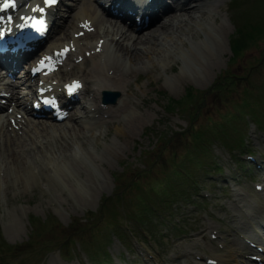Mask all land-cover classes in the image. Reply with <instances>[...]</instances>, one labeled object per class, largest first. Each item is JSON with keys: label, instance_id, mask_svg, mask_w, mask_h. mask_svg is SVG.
<instances>
[{"label": "rangeland", "instance_id": "rangeland-1", "mask_svg": "<svg viewBox=\"0 0 264 264\" xmlns=\"http://www.w3.org/2000/svg\"><path fill=\"white\" fill-rule=\"evenodd\" d=\"M64 7L61 12L71 21ZM204 10L210 16L216 13V21L208 20L203 25L206 31H197L204 44L194 46L196 60L184 54L163 72H158L160 66H139L127 78L130 86L121 87L115 104L104 106L101 93L87 104L115 108L127 101L135 115L144 114L134 123L114 119L123 125V137L108 124L104 135L81 139L86 151L99 160L98 167L86 155L65 149L67 158L56 174L55 164L46 157L63 143L55 134H49L46 152L23 154L32 169L23 171V177L15 175L11 158L0 152V264H49L51 260L155 264L149 257L157 259L158 254L161 258L168 244L196 232L199 219L216 225L211 214L222 212L213 202L226 206L230 202L224 185L240 193L245 185L253 190L260 187V177H264V123L259 122H264V34L254 35L256 39L236 55L231 40L240 26L253 34L264 32V0H222L216 11L211 6ZM168 13L172 9L164 14ZM158 23L159 19L152 27ZM215 27L223 29L217 37ZM113 60L109 54L100 57L104 72L113 70H107ZM182 70V78L170 77ZM87 80L81 81L80 92L86 86H98ZM25 86L20 84L18 94L27 97L30 105V96L24 94L29 86ZM2 93L0 98H4ZM81 98L88 100L89 95L83 92ZM173 99L178 102L171 108L167 105ZM111 142L116 152L105 148ZM257 247L264 250L263 244ZM60 249L67 251L68 258L61 256ZM262 255L240 258L264 264ZM208 256L197 259L215 264Z\"/></svg>", "mask_w": 264, "mask_h": 264}, {"label": "bare ground", "instance_id": "bare-ground-1", "mask_svg": "<svg viewBox=\"0 0 264 264\" xmlns=\"http://www.w3.org/2000/svg\"><path fill=\"white\" fill-rule=\"evenodd\" d=\"M221 1L72 0L71 5L70 0H59V8L47 12L51 20L50 32L45 37L47 45L36 60H39V65L43 66L42 70L50 66L49 70L56 78L62 79V82H49L43 77L33 78L23 70L27 66L20 68L21 70L17 69L20 60L24 57L22 55H33L39 48L25 53H20L21 50L18 48L19 50H14L16 54L9 53L8 48L6 55L0 56V59L8 63L0 66V83H3L0 89L4 90L6 99V104L0 105V148L7 146L0 152L6 153L11 158L12 164L16 167L15 175L23 177V171H28V168L32 170L31 164L24 161L23 154L32 150L46 152V141L51 136L49 134H55L63 139L60 146L51 150L49 148L51 153L46 155L47 161L55 164L56 174L59 175L61 171L59 167L67 158L64 154L67 149H71L70 151L75 154L86 155L98 167L99 160L88 150L86 151L81 139L86 135L92 138L104 135V125L109 127L108 124H112L117 134L123 137L126 131L123 125L114 119L127 118L134 123L138 118H143L144 114L135 115L130 102L127 101H123L115 108L107 106L103 108L98 105L91 107V104H87L98 99L103 89L120 91L121 87H129L127 78L135 74L139 66H160L158 72H163L167 65L184 54L191 60H196L194 46L204 44L203 38H199L197 31L205 32L203 25L208 24L210 19L216 21V13L211 17L204 8L211 6V9L216 11ZM20 2L15 0V4ZM1 4L2 0H0ZM111 5L113 8L109 9ZM40 6L43 10H47L43 0ZM63 7L69 10L68 17L71 16V21L64 17L65 12H61ZM169 9H172V13L164 14ZM113 14L119 16L114 17ZM119 17L122 19L120 20ZM142 17L148 18V23L139 22L137 29H134L136 21L141 20ZM157 19L159 23L153 28L152 25ZM130 20L131 25H128ZM102 22L104 24L100 26ZM222 30L220 27H215L216 37ZM67 49L69 52L61 58V53ZM103 54L115 58L113 60L115 63L107 68L113 70L103 71V65L99 62ZM49 58L51 63H46L45 60ZM80 63L82 66L79 65ZM120 67L124 73L119 71ZM182 73L183 70L170 77L182 78ZM76 79H85V81L88 79L87 82L98 84L95 88L88 86L84 88L83 92L89 95L88 100L81 98L83 92L71 95L70 89ZM4 80L5 83L2 82ZM20 84L30 87L26 92L33 94L32 100L36 99L35 93L38 87H47L48 92L54 96L55 104L63 113L53 115L51 109L54 107V102L48 109L40 108L36 111L31 106H27L26 98L18 94ZM38 95L43 96L45 93L39 90ZM77 104H80L79 108ZM57 116L63 117L62 120L59 121ZM111 143H107L105 148L116 152L117 147L115 145L113 147L114 142ZM261 167L263 168L264 165ZM37 172H40V169ZM260 180L261 189L253 190L251 186L245 185L244 192L241 193L224 185L225 195L230 202L227 206L213 202L222 212L221 215L211 214L216 220L215 226L199 219L196 232L168 244L167 251L164 250L167 254H163L161 258L157 254V259L153 256L149 259H153L155 264H210L197 259V256L207 253L209 259L216 261L215 264H257L246 262L240 257L249 259L259 252H264L257 247L264 245L262 235L264 234L262 228L264 177H260ZM3 181L8 180L3 177ZM213 232L215 236H211ZM192 249L196 250L192 251ZM202 249L205 252H200ZM261 258L264 259V256L262 255ZM52 261H49V264H60Z\"/></svg>", "mask_w": 264, "mask_h": 264}, {"label": "trees", "instance_id": "trees-1", "mask_svg": "<svg viewBox=\"0 0 264 264\" xmlns=\"http://www.w3.org/2000/svg\"><path fill=\"white\" fill-rule=\"evenodd\" d=\"M243 24H241V25H243ZM241 28H242V26H240V27L237 28V30L235 32V35H234L233 39L231 40V49H232L233 55H236V54L240 53V51L243 50L245 48V46L249 42L254 41V39H256L255 36L256 37L257 36L258 37H261L264 34V32H262L261 34H256V33L253 34L251 32H247L245 30H242ZM257 32H259V31H257ZM188 93L190 94L191 91H188ZM170 101L171 102L168 103L167 106H170L171 108L174 107V105H175L174 102H178V100H174V99L173 100H170ZM211 133L213 134V132H211ZM194 138L197 139V137H194ZM197 141H198V139H197ZM149 213H151V211H149ZM139 216H140V214H139ZM146 216H148L147 218H150V214L149 215H146ZM136 217H137L136 219L139 220V217L138 216H136ZM139 222H141V221H139ZM1 246L7 248V245L6 244H2ZM1 253H3V252H1Z\"/></svg>", "mask_w": 264, "mask_h": 264}, {"label": "snow or ice", "instance_id": "snow-or-ice-1", "mask_svg": "<svg viewBox=\"0 0 264 264\" xmlns=\"http://www.w3.org/2000/svg\"><path fill=\"white\" fill-rule=\"evenodd\" d=\"M45 2L48 4H54V3H56V0H45ZM14 6H15V0H5V2L2 5H0V11L6 10L9 7H14ZM39 10L43 11L42 8ZM11 19H12L11 16H9L8 17L9 22L11 21ZM0 20H3V17H0ZM21 26H23V25H21ZM3 35H4L3 31L0 30V36H3Z\"/></svg>", "mask_w": 264, "mask_h": 264}, {"label": "water", "instance_id": "water-1", "mask_svg": "<svg viewBox=\"0 0 264 264\" xmlns=\"http://www.w3.org/2000/svg\"><path fill=\"white\" fill-rule=\"evenodd\" d=\"M119 95H120V93L117 91L104 90L102 101L104 103H115L116 99L119 97Z\"/></svg>", "mask_w": 264, "mask_h": 264}]
</instances>
